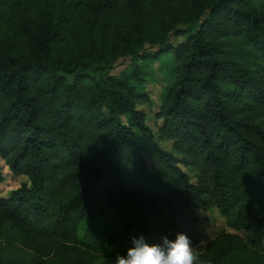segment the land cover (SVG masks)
<instances>
[{"label":"trees","instance_id":"obj_1","mask_svg":"<svg viewBox=\"0 0 264 264\" xmlns=\"http://www.w3.org/2000/svg\"><path fill=\"white\" fill-rule=\"evenodd\" d=\"M56 9L0 0V162L29 182L0 197V264H111L130 232L198 244L211 209L241 236L217 234L201 264H264V0ZM162 56L176 66L155 134L138 62Z\"/></svg>","mask_w":264,"mask_h":264},{"label":"rangeland","instance_id":"obj_2","mask_svg":"<svg viewBox=\"0 0 264 264\" xmlns=\"http://www.w3.org/2000/svg\"><path fill=\"white\" fill-rule=\"evenodd\" d=\"M49 3L50 9L56 11L57 0H46ZM56 9V10H55ZM184 41L183 37L172 38V45H176ZM148 51L150 49H147ZM138 65L140 66L145 80L142 87V92H144L152 102L151 106H143L139 108L147 116V125L152 129V131L157 134V128L160 126V121L156 118V113L162 103V100L171 87L174 81V68L176 66L174 59L168 56H162L157 60H147L139 61ZM130 69V60H119L112 65L111 69L108 70L111 76L118 77L122 72L129 71ZM161 146L170 151L171 144L169 142L161 143ZM148 167L154 168L152 162L148 158ZM186 172L185 169H183ZM0 173L2 175L3 181L0 185V197L8 198L9 195L20 188L22 185H28L29 182L26 177L19 176L15 177L11 174L9 169L0 162ZM187 173V172H186ZM192 182H195V179L192 175H189ZM195 216L197 218L196 227L200 233L202 240L200 243L196 244L194 251H200L201 248L212 240L220 232L238 234L241 236V233H236L229 230L225 224V221L220 217L218 212L215 209L208 210L206 212L195 211ZM134 232H130L127 235V239L133 236ZM106 253L116 256L121 250L118 244H112L106 249Z\"/></svg>","mask_w":264,"mask_h":264},{"label":"clouds","instance_id":"obj_3","mask_svg":"<svg viewBox=\"0 0 264 264\" xmlns=\"http://www.w3.org/2000/svg\"><path fill=\"white\" fill-rule=\"evenodd\" d=\"M196 243L183 232L160 235L149 241L143 234L130 237V246L117 254L111 264H201Z\"/></svg>","mask_w":264,"mask_h":264}]
</instances>
